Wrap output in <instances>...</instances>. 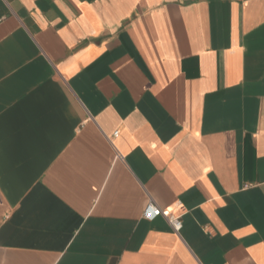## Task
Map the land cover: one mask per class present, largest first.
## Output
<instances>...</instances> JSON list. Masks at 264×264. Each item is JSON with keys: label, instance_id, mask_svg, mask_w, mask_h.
<instances>
[{"label": "crops", "instance_id": "obj_1", "mask_svg": "<svg viewBox=\"0 0 264 264\" xmlns=\"http://www.w3.org/2000/svg\"><path fill=\"white\" fill-rule=\"evenodd\" d=\"M0 264H264V0H0Z\"/></svg>", "mask_w": 264, "mask_h": 264}, {"label": "built area", "instance_id": "obj_2", "mask_svg": "<svg viewBox=\"0 0 264 264\" xmlns=\"http://www.w3.org/2000/svg\"><path fill=\"white\" fill-rule=\"evenodd\" d=\"M114 134L117 135L118 132H115ZM159 216L167 218L176 232H179L182 229L183 223L180 215L161 208L153 199H150L145 207L143 217L147 220H154Z\"/></svg>", "mask_w": 264, "mask_h": 264}]
</instances>
